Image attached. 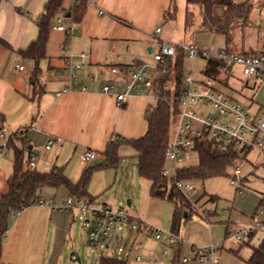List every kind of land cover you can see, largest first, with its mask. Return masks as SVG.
<instances>
[{
	"label": "crops",
	"instance_id": "0c3cea01",
	"mask_svg": "<svg viewBox=\"0 0 264 264\" xmlns=\"http://www.w3.org/2000/svg\"><path fill=\"white\" fill-rule=\"evenodd\" d=\"M48 1L0 0V199L7 192L8 180L14 171L15 148L8 145L9 139L21 148L25 137L30 149L25 167L29 158L34 157L36 169L46 171L55 165L65 168L62 159L67 155L82 159L87 150L96 151L94 160L98 161L95 164L101 163L105 160L104 151L110 140L145 134L146 112L156 105V95L133 94L118 104L114 93L105 92L103 87L116 81L123 88L130 73L151 61L165 41L183 44L182 38L190 31L186 28L188 10L193 13L194 24L198 16V24L202 20L199 7L188 5L187 0H95L87 2L79 24L73 21L70 12L58 16L66 26L75 24L76 30L69 38L67 30L53 27L57 17L48 32L44 56L35 59L23 51L38 39V23L46 12ZM74 1L64 0L65 10H70ZM235 1L251 2V12L264 8V0ZM225 10L223 5H215L216 15L223 16ZM157 27L161 30L155 35ZM221 35L225 45V36ZM235 43L236 52L263 49L260 34L252 42L256 47L251 42ZM222 49L226 47L219 50ZM80 53L87 56L77 70L76 81H72L66 60L69 56L77 60ZM17 64H24L25 69L20 70ZM37 67L40 87H35L31 81ZM113 67L118 69L116 73L111 71ZM51 138H62V141L47 148ZM119 156L118 167L97 170H106L116 178L120 167H128L130 158L138 160L136 149L129 144L119 147ZM88 166L91 165L85 168ZM256 167L254 165V170ZM65 172L73 182H77L83 173L81 169L76 173ZM39 192L43 199L52 201L64 200L71 195L66 186H45ZM145 201L144 213L131 216L127 224L132 226L130 234L136 238L133 245L142 242L144 246L139 250L133 246L134 250L127 252L124 257L127 264L221 262L225 256L222 250L218 253L220 256L204 261H198L194 251L189 262H182L183 257L189 256L181 254L185 239L180 237V230L178 234L174 233L179 239L176 244L169 246L167 241L169 234L173 233L175 202L152 196L150 189ZM13 211L1 242L0 264H62L68 250L77 251L75 208L60 211L46 205H29L17 214ZM140 220L162 228L163 238L158 240L154 234L141 229L138 226ZM94 223L93 215L84 217L87 233ZM201 227L199 224L189 226L186 236L193 229L201 231ZM108 240L110 246V239L106 238L105 244ZM165 248L172 252L170 256H167L169 251L167 254L163 252ZM191 248L194 250L196 246L192 244Z\"/></svg>",
	"mask_w": 264,
	"mask_h": 264
},
{
	"label": "rangeland",
	"instance_id": "374dc122",
	"mask_svg": "<svg viewBox=\"0 0 264 264\" xmlns=\"http://www.w3.org/2000/svg\"><path fill=\"white\" fill-rule=\"evenodd\" d=\"M198 7L201 14V8L200 6ZM197 18L193 28L190 29L186 37L182 38L183 44L195 43L202 49H211L213 53L219 51L223 46L226 47L221 34L212 31H199L198 22L200 18L199 16ZM263 28L264 8L262 7L261 9L253 10L249 15L247 25L235 31L233 41L228 46V51H236L233 48L237 45L235 41L237 43L240 41L242 43L255 42ZM251 45L256 47L254 43ZM237 49L239 48L237 47ZM146 64L149 70H152L157 62L153 58ZM206 64V55H198L194 59L186 57L184 76L193 72L196 78L205 79L204 70ZM217 88L233 99L244 103L251 112H256L258 106L264 104V79L258 76L244 75L241 67L234 69L232 75L228 78V83H217ZM155 102H157L156 99ZM200 105L199 109L201 112L217 114V111L209 103L201 102ZM174 128L175 123L171 130V137ZM250 156L251 162L245 163L242 167L244 179L241 184V192L230 180L235 168L233 164L227 168V175L191 180L195 191H189V197H195L198 200L195 205L196 208L190 210L191 217L183 220L181 224L180 237L185 239L183 250L181 251L182 255L194 256V250L191 248L192 244L196 247L204 248L214 243L218 246L217 253L214 256H220L218 253L221 250L225 252V256L221 262L219 261V264H248L245 259L251 254L252 245H258L262 241L264 229H256L251 238L243 236L242 239L233 237L232 234L228 233V230L233 229V232H239L247 228L255 229L254 225L256 222H264V202H262L264 199V165L257 159L255 152H251ZM76 157L67 155L65 159L61 160L65 164L64 171H72V173H76L77 169L84 171L83 169H85L86 165H95L98 161L93 159L85 162L80 156L77 159ZM127 162L128 167H123V169L120 167L116 178L113 173H107L108 171L106 170H94L91 175L88 192L91 197H94L96 203H108L113 208H124L129 211L131 216L137 217L139 213H144L147 207L145 200L148 196L151 181L138 173L137 158H130ZM198 162L199 154L196 150H191L184 155L183 166L197 165ZM166 165L172 167L170 161H167ZM254 165L257 166L255 170ZM211 196L216 198L211 200ZM129 200H131L130 205L128 204ZM74 208L77 212L75 239L81 264H100L102 256L125 257L128 251L134 250L133 243L136 238L134 234H130L132 226H128L127 223L121 224L120 228L114 226L110 230L107 236V239L111 240L110 246L107 247L105 243H91L89 241V231L87 233L84 226V216L80 211V207L75 206ZM88 216H92V214L88 213ZM197 224L202 226V230L193 229L186 236L187 228ZM209 228L211 229L210 232ZM243 240H249L250 245L244 244L241 246ZM232 248H235V250L239 248V254L233 252ZM72 250L66 252L62 264H80L70 258ZM171 253L169 249L167 256H170ZM205 262L213 264L211 260Z\"/></svg>",
	"mask_w": 264,
	"mask_h": 264
},
{
	"label": "trees",
	"instance_id": "16d2710c",
	"mask_svg": "<svg viewBox=\"0 0 264 264\" xmlns=\"http://www.w3.org/2000/svg\"><path fill=\"white\" fill-rule=\"evenodd\" d=\"M188 5H198L201 8L202 20L199 31H212L223 34L226 39V49L232 43L234 33L248 23L252 10L251 2H236L235 0H187ZM64 0H49L46 12L39 20V36L23 54L39 59L45 54L48 32L58 16H65L70 12L73 21L79 24L84 15L87 2L75 4L70 10H65ZM223 5L226 10L223 16L215 14V5ZM194 18L191 10L187 11L186 28L192 29ZM247 51L245 53H256ZM187 52L178 47L173 56H166L158 64V77L155 81L157 103L146 112L147 131L136 138H122L110 140L104 151L105 160L101 163L85 168L81 178L73 182L65 173L64 167L55 165L49 170L40 171L36 168L25 167L27 153L30 150L26 138H22L23 147L17 148L9 139L8 145L15 148L14 171L8 180V190L0 199V233H5L9 227L11 211H21L33 201L42 198L40 190L45 186H66L74 198L86 197L94 200L88 192L91 175L94 170L107 167H118L120 164L119 147L124 144L133 146L138 153L137 168L141 176L151 181L150 194L154 197L167 198L176 204L173 216L172 232L179 233L183 220L191 217L190 210L195 204L189 200L181 190L163 172L166 165L165 150L171 139V130L178 118L179 97L184 85V64ZM224 62L214 56L207 57L204 70L206 75L228 83V77L223 72ZM32 83L40 87L39 69L34 71ZM195 148L199 154L197 165L182 166L178 170V178L184 180L206 179L217 175H227V168L236 158L235 154L219 152L215 143L207 138L198 139ZM216 197L211 196L214 200ZM264 202V199L262 200ZM187 212V215H185ZM254 232L248 237L251 238ZM3 239V238H2ZM0 239V249L1 242ZM250 245V241H242L241 246ZM239 254V249L232 250ZM248 264H264V237L258 245H252L251 255L245 259ZM100 264H127L124 257L102 256Z\"/></svg>",
	"mask_w": 264,
	"mask_h": 264
},
{
	"label": "built area",
	"instance_id": "2783aa9c",
	"mask_svg": "<svg viewBox=\"0 0 264 264\" xmlns=\"http://www.w3.org/2000/svg\"><path fill=\"white\" fill-rule=\"evenodd\" d=\"M94 2L95 0H75V4L82 2ZM103 13V10H100ZM68 31V37H72L76 30V25L66 26L62 21V17L57 18V23L53 26ZM161 30L157 27L155 35ZM260 41L263 49L256 53H245L228 51L222 49L213 53L211 49H202L195 43L175 44L165 41L160 50L153 54L157 64L149 70L146 63L141 64L136 71L130 73L128 78L121 85L112 81L103 87L105 92L114 93L118 104H122L127 96L133 94H155V81L158 77V64L163 61L166 56H173L178 47H182L187 52V57L194 59L198 55H206V57L214 56L224 62L223 72L229 78L236 67H241L243 74L246 76H258L264 79V28L260 33ZM85 53H80L78 59L74 60L69 56L66 60V68L69 70L72 81L77 79V70L85 61ZM20 70L25 69L24 64H17ZM112 72L116 73L118 69L113 67ZM205 79H198L193 72L184 76V85L181 96L179 97V113L175 122L173 135L165 150L166 162L170 161L172 167L165 165L164 174L170 180H174L175 186L183 192V194L196 205L198 199L189 197V191H195L191 180L178 178V170L183 166L184 155L191 150H196L195 143L198 139H210L215 143L216 149L222 153L235 154L236 158L233 162L235 165L233 174L230 176L231 183L238 190L244 177L242 176V167L245 163L250 162L251 152L257 154V159L264 165V104H260L256 112H251L247 106L239 100L225 94L217 88V83H223L215 77L205 74ZM201 102L209 103L217 114L210 112H201L199 106ZM62 138H51L46 147L51 148L53 144L59 143ZM197 151V150H196ZM97 157L94 150H87L82 155V159L89 162ZM28 168H36L34 157H30L27 161ZM49 167L48 165L46 166ZM31 205L50 206L52 209L66 211L80 207L82 215L85 217L88 213L95 217V223L89 231V241L93 244H104L110 230L114 226L121 227V224L129 222L131 215L124 208H113L108 203L98 204L89 198H74L69 196L64 200L52 201L47 199H37ZM17 214V212H12ZM208 213V212H205ZM148 233L155 235L156 239H162L164 230L147 221L140 220L139 225ZM255 229L247 228L239 232L228 230L237 239L243 236H249L256 229H264V222H256ZM5 233H0V239L4 238ZM178 237L174 233H170L167 239L168 245H174L178 241ZM144 246L142 242L134 245L135 250H139ZM218 246L211 244L208 247L194 249L195 256L198 261L214 259ZM168 248L164 249V253H168ZM140 259V255L138 256ZM190 257H183L182 262H189Z\"/></svg>",
	"mask_w": 264,
	"mask_h": 264
},
{
	"label": "water",
	"instance_id": "95a60500",
	"mask_svg": "<svg viewBox=\"0 0 264 264\" xmlns=\"http://www.w3.org/2000/svg\"><path fill=\"white\" fill-rule=\"evenodd\" d=\"M128 204L130 205L131 204V200L128 201ZM185 215H187V212H185ZM109 240L106 242V245L108 246L109 245ZM70 258L78 263L81 264V258H80V254L78 251H72L70 253Z\"/></svg>",
	"mask_w": 264,
	"mask_h": 264
}]
</instances>
